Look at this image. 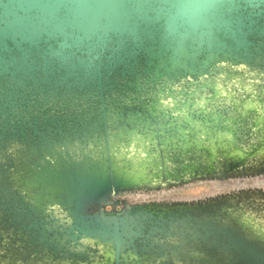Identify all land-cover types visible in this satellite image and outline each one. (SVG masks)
Listing matches in <instances>:
<instances>
[{
  "label": "water",
  "instance_id": "95a60500",
  "mask_svg": "<svg viewBox=\"0 0 264 264\" xmlns=\"http://www.w3.org/2000/svg\"><path fill=\"white\" fill-rule=\"evenodd\" d=\"M262 171L264 0H0V264H264L257 198L101 209ZM82 201L120 248L80 249Z\"/></svg>",
  "mask_w": 264,
  "mask_h": 264
},
{
  "label": "rangeland",
  "instance_id": "374dc122",
  "mask_svg": "<svg viewBox=\"0 0 264 264\" xmlns=\"http://www.w3.org/2000/svg\"><path fill=\"white\" fill-rule=\"evenodd\" d=\"M236 77L238 80L234 79L235 81H243V79L240 77V75H237V73ZM237 195H248V199L257 198L260 201H264V171L250 173L245 176L227 177L223 179H198L176 185L120 191L114 194L110 199L112 202L114 200L117 201L118 204L151 201L162 203L180 202L192 204L206 203L209 201ZM42 196H44V193H42ZM46 205H48V203ZM80 205V214L78 215L77 219L79 222L87 225L84 226L85 231L91 235H85L82 241L78 238V241L81 243L80 249L84 247L96 246L97 239L99 241H103L106 249L113 252L116 248H120L122 243L126 242L120 235H125L130 232L128 221H123V223L120 224L121 228L127 232H118L108 222H101L102 217L90 215L88 211H85V208H88L87 202L82 201ZM105 207L106 205H103L101 206V209L103 210ZM99 225H104L106 228H104L106 232L103 231V236L97 235L96 233V226ZM105 237H107L106 240ZM111 247H113V249Z\"/></svg>",
  "mask_w": 264,
  "mask_h": 264
},
{
  "label": "flooded vegetation",
  "instance_id": "af4514ba",
  "mask_svg": "<svg viewBox=\"0 0 264 264\" xmlns=\"http://www.w3.org/2000/svg\"><path fill=\"white\" fill-rule=\"evenodd\" d=\"M241 196V195H240ZM243 196H248V195H243ZM248 198V197H247ZM255 202V201H252ZM250 202V204L252 203ZM208 203H214L213 201H209L206 203H189V204H185V203H180V202H171V203H162V202H137V203H129V204H122L119 203L117 201H113L112 204L110 205H106L105 208H103L104 212L107 213H111L114 214L116 212H120V214H132V213H136V214H151L154 218L150 219V220H155L157 214H161L165 216V214H167L168 212H177V210H181L183 208H192L195 205H204V204H208ZM259 203L262 204L264 206V201H260ZM237 206H239V204H237ZM264 209V207H263ZM149 220V219H148ZM188 249H190V247L194 246V245H190L187 244L186 245ZM134 247L137 251V255H147L148 257L151 256L152 254H149L148 252H152L150 249H147V251L143 250L141 253V248H146L147 244L142 245V243H135L134 242ZM153 247H156V245H153ZM173 249H176L179 247L178 243H174L173 245ZM141 253V254H140ZM159 258L158 254L157 256L155 255V258L153 259L154 261L157 260ZM141 260H149V259H141ZM157 262V261H156ZM118 264H123V262H119Z\"/></svg>",
  "mask_w": 264,
  "mask_h": 264
}]
</instances>
